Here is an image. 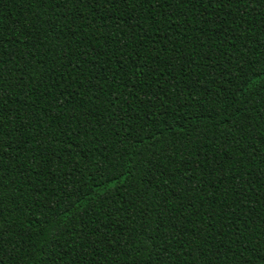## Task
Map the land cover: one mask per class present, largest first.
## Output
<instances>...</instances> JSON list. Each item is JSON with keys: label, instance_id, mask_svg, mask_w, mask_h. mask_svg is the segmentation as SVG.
<instances>
[{"label": "trees", "instance_id": "obj_1", "mask_svg": "<svg viewBox=\"0 0 264 264\" xmlns=\"http://www.w3.org/2000/svg\"><path fill=\"white\" fill-rule=\"evenodd\" d=\"M0 264H264V0H0Z\"/></svg>", "mask_w": 264, "mask_h": 264}]
</instances>
